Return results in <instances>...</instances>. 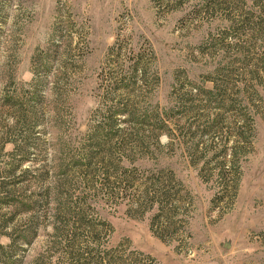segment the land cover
I'll return each instance as SVG.
<instances>
[{"label":"rangeland","instance_id":"1","mask_svg":"<svg viewBox=\"0 0 264 264\" xmlns=\"http://www.w3.org/2000/svg\"><path fill=\"white\" fill-rule=\"evenodd\" d=\"M0 264H264V0H0Z\"/></svg>","mask_w":264,"mask_h":264},{"label":"trees","instance_id":"2","mask_svg":"<svg viewBox=\"0 0 264 264\" xmlns=\"http://www.w3.org/2000/svg\"><path fill=\"white\" fill-rule=\"evenodd\" d=\"M100 130H102V128H100V127L95 128V129L92 131L91 139H94V140H98V141H100L99 139H100V137L102 136ZM220 172H221V171H220ZM220 174L222 175V172H221ZM166 184H167V183H165L164 180H163V181L157 180V181H155V182L152 184V187L155 185V187L158 188L157 192L155 191V192H156L155 200L158 199V201H156V202H159L160 205H161L162 202H163V194L167 193V191H166V187H167V185H166ZM169 187H171V186H169ZM169 187H167L168 192H169V189H170ZM66 236H68V232H67ZM77 257H78V256H72L71 261L73 260V261L77 262V260H78ZM76 259H77V260H76ZM71 263H72V262H71Z\"/></svg>","mask_w":264,"mask_h":264},{"label":"water","instance_id":"3","mask_svg":"<svg viewBox=\"0 0 264 264\" xmlns=\"http://www.w3.org/2000/svg\"><path fill=\"white\" fill-rule=\"evenodd\" d=\"M221 243L223 246L229 247L230 246V239L223 238Z\"/></svg>","mask_w":264,"mask_h":264}]
</instances>
